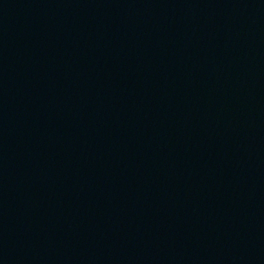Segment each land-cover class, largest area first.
Masks as SVG:
<instances>
[{
    "label": "water",
    "instance_id": "obj_1",
    "mask_svg": "<svg viewBox=\"0 0 264 264\" xmlns=\"http://www.w3.org/2000/svg\"><path fill=\"white\" fill-rule=\"evenodd\" d=\"M0 264H264V0H0Z\"/></svg>",
    "mask_w": 264,
    "mask_h": 264
}]
</instances>
